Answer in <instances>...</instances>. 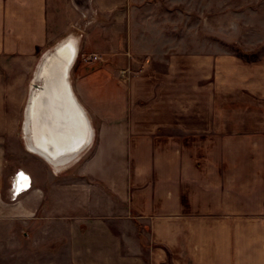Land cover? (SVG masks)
I'll list each match as a JSON object with an SVG mask.
<instances>
[{
    "label": "crops",
    "instance_id": "obj_1",
    "mask_svg": "<svg viewBox=\"0 0 264 264\" xmlns=\"http://www.w3.org/2000/svg\"><path fill=\"white\" fill-rule=\"evenodd\" d=\"M90 1L0 0V264H264V16L226 39L147 9L116 23L102 65L70 76L94 140L55 170L20 126L39 55ZM18 170L31 186L10 201Z\"/></svg>",
    "mask_w": 264,
    "mask_h": 264
},
{
    "label": "bare ground",
    "instance_id": "obj_2",
    "mask_svg": "<svg viewBox=\"0 0 264 264\" xmlns=\"http://www.w3.org/2000/svg\"><path fill=\"white\" fill-rule=\"evenodd\" d=\"M76 57L77 40L73 36L44 56L34 76L39 85L30 87L25 109L22 131L27 150L40 155L55 170L77 161L94 140L92 123L70 84Z\"/></svg>",
    "mask_w": 264,
    "mask_h": 264
},
{
    "label": "rangeland",
    "instance_id": "obj_3",
    "mask_svg": "<svg viewBox=\"0 0 264 264\" xmlns=\"http://www.w3.org/2000/svg\"><path fill=\"white\" fill-rule=\"evenodd\" d=\"M117 1L119 0H104L103 2L107 5L105 7H99L100 4L96 0H91L89 16H86V19H83L84 21L81 20L79 22L78 28L72 35L77 40V57L70 72L71 77L79 74H77L79 68L82 70L80 74H86L91 71H96L102 65L104 58L96 51L99 40L112 38L114 33L112 31H114V25L116 23L119 25L120 30L123 27L127 28L129 15L133 13L134 16L137 10L147 9L149 14L153 15L151 21L168 24L172 35H179V37L181 36L187 39L195 37V25H198L199 21H201L202 25L208 31L210 27H213L217 35L211 36L226 39L230 38L228 37L227 31L232 27L243 30L245 27L244 20L242 19L243 15L248 16L252 12L256 16L258 15V17L264 16V0H124L121 6V9L124 10L122 12V21H118L117 16L119 19V15H115V5L110 4ZM136 17H138V14L135 15ZM104 28H107L109 32L105 33ZM55 47L45 52L46 54L39 55L36 68L31 78L32 84L39 85V83L34 82L35 72L42 63L44 56L52 54ZM93 54L98 55V58L101 57L103 61L100 58L94 61L93 56L95 55ZM28 99L29 96L25 109ZM24 121L25 110L20 126V134Z\"/></svg>",
    "mask_w": 264,
    "mask_h": 264
},
{
    "label": "built area",
    "instance_id": "obj_4",
    "mask_svg": "<svg viewBox=\"0 0 264 264\" xmlns=\"http://www.w3.org/2000/svg\"><path fill=\"white\" fill-rule=\"evenodd\" d=\"M99 58L93 56V60H98ZM129 73L128 69L120 71L121 76H126ZM31 186V180L29 175L22 173L18 170L10 177V187H9V199L10 201H15L20 194L27 191Z\"/></svg>",
    "mask_w": 264,
    "mask_h": 264
}]
</instances>
